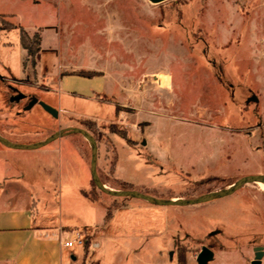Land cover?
I'll return each instance as SVG.
<instances>
[{
  "label": "rangeland",
  "instance_id": "obj_1",
  "mask_svg": "<svg viewBox=\"0 0 264 264\" xmlns=\"http://www.w3.org/2000/svg\"><path fill=\"white\" fill-rule=\"evenodd\" d=\"M49 4L40 10L11 4L28 25L50 23L26 41L33 51H41L43 39L50 42L40 74L39 53L25 58L19 27L0 19L19 33L0 32V76L6 67L4 82L27 94L26 101L14 103L7 93L0 95L8 116L22 112L17 122L46 129L47 138L68 127L87 130L98 143V175L112 189L119 188L118 162L137 180L132 190L157 198H196L244 177L264 176V0ZM6 41L16 45L5 49ZM65 75L63 90L71 94L59 92ZM164 76L171 87L161 80ZM34 99L50 100L59 117L39 104L24 113ZM68 136L81 142L91 170L90 143L82 135ZM75 162L79 172L81 164ZM89 192L107 208L142 201L114 198L93 183ZM167 208L163 238L135 256L110 257L108 264H198L204 246L215 253L210 264H251L254 248L264 247L259 183L212 202Z\"/></svg>",
  "mask_w": 264,
  "mask_h": 264
},
{
  "label": "crops",
  "instance_id": "obj_2",
  "mask_svg": "<svg viewBox=\"0 0 264 264\" xmlns=\"http://www.w3.org/2000/svg\"><path fill=\"white\" fill-rule=\"evenodd\" d=\"M20 1L37 10L43 8L46 1L48 6L51 5L49 0H0V19L22 27L32 37L50 23L26 24L21 14L11 8L12 2ZM5 31L19 35L16 27L0 28V32ZM2 44L5 49L16 45L7 41ZM20 45L26 58L27 50L21 42ZM49 47L50 42L43 39L38 74L44 69ZM1 66H5L2 61ZM3 68L7 73L8 69ZM3 73L0 76V95L7 93L12 103L26 101L27 94L4 82L9 78ZM68 76L60 78L59 92L71 94L63 90ZM91 96L89 98L100 101ZM49 101L42 102L58 109ZM57 103L61 106L60 99ZM28 106L24 113L34 107L28 110ZM6 113L11 112L0 106V135L12 143L32 145L47 139L49 132L46 129L34 128L25 121L17 122L16 117L22 112H17L14 117ZM70 149H73L72 156L68 153ZM76 160L81 164L79 172L74 169ZM114 178L131 185L138 184L135 177L123 173L119 162ZM91 188L92 173L87 156L81 142L76 139L65 136L40 149H14L0 143V264H108L110 257L123 253L135 256L139 250L145 252L147 243L158 241L168 232L169 208L137 203L142 201L115 208L107 222V205L95 203L83 194ZM158 198L175 201L195 197L160 194ZM75 230L84 233L86 244L74 250L66 249L62 242Z\"/></svg>",
  "mask_w": 264,
  "mask_h": 264
},
{
  "label": "water",
  "instance_id": "obj_3",
  "mask_svg": "<svg viewBox=\"0 0 264 264\" xmlns=\"http://www.w3.org/2000/svg\"><path fill=\"white\" fill-rule=\"evenodd\" d=\"M156 3H161L167 0H153ZM35 104H39L47 113L52 115L53 117L57 118L59 116V111L50 105L38 101V99H34L26 109H31ZM69 134H78L82 135L91 145L92 153H91V173H92V180L94 181L97 189L103 192L106 195L112 196L114 198H124V199H134V200H142L149 204L161 206V207H172V206H179V207H186L192 205H199L208 202L215 201L217 199L232 195L243 186L252 183H263L264 184V176H248L240 179L227 189H223L220 191L212 192L206 195H202L198 198L193 199H179V200H167L162 198H157L151 195H147L143 192L138 190H117L108 188L103 184L101 181L98 171H97V161H98V143L96 139L85 129L78 128V127H68L62 130L57 131L56 133L52 134L46 140L32 144V145H17L0 135V143L6 147L14 148V149H40L43 147L48 146L52 142L68 136ZM147 142L143 141V145H146ZM255 258L251 264H263L264 258V247L258 246L254 248ZM215 259V253L209 247L204 246L202 251L200 252L197 262L198 264H210Z\"/></svg>",
  "mask_w": 264,
  "mask_h": 264
},
{
  "label": "trees",
  "instance_id": "obj_4",
  "mask_svg": "<svg viewBox=\"0 0 264 264\" xmlns=\"http://www.w3.org/2000/svg\"><path fill=\"white\" fill-rule=\"evenodd\" d=\"M0 28L1 29H5V26H2L0 24ZM19 30H20V34H21V38H20L21 39V44L24 47V49L27 50L28 56H32V57L36 56L39 53L40 50L37 49V50L33 51L29 47V45H27V42H26V41L31 40L30 37L27 35V33L25 32V30L22 27H19ZM36 37L37 36H35L34 38H36ZM32 66H33V68L36 67V62L34 60L32 61ZM115 182H116V184H119V188H117L118 190H132V185L131 184L119 182L118 180H115ZM92 183L96 187V185H95V183H94L93 180H92ZM83 194L89 200H91L93 202H96L97 201L96 197L94 196V194L92 192L84 191ZM113 209H114V207L108 208L107 216H106V220L107 221H109L112 218V216H113Z\"/></svg>",
  "mask_w": 264,
  "mask_h": 264
},
{
  "label": "built area",
  "instance_id": "obj_5",
  "mask_svg": "<svg viewBox=\"0 0 264 264\" xmlns=\"http://www.w3.org/2000/svg\"><path fill=\"white\" fill-rule=\"evenodd\" d=\"M86 244V236L80 230L72 232L71 236L62 242L63 247L69 250L84 247Z\"/></svg>",
  "mask_w": 264,
  "mask_h": 264
},
{
  "label": "bare ground",
  "instance_id": "obj_6",
  "mask_svg": "<svg viewBox=\"0 0 264 264\" xmlns=\"http://www.w3.org/2000/svg\"><path fill=\"white\" fill-rule=\"evenodd\" d=\"M161 80H163L165 86H169L171 87L172 85V80H170L169 76H164ZM164 86V85H163ZM260 188L264 191V184L263 183H259Z\"/></svg>",
  "mask_w": 264,
  "mask_h": 264
}]
</instances>
